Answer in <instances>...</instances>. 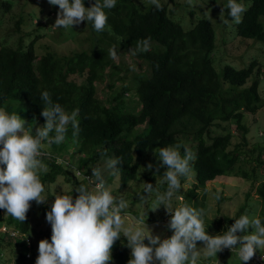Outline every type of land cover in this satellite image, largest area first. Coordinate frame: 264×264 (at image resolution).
Listing matches in <instances>:
<instances>
[{"label":"trees","instance_id":"obj_1","mask_svg":"<svg viewBox=\"0 0 264 264\" xmlns=\"http://www.w3.org/2000/svg\"><path fill=\"white\" fill-rule=\"evenodd\" d=\"M145 1L138 4L136 0H117L114 8L104 9L108 20L103 32H96L91 22H82L93 35L89 40L93 39L97 47L60 55L54 50V43H47V36L57 32L61 43L72 42L75 41L73 38L69 41L64 38L71 34L72 28L52 26L59 8L50 5L48 0H25V6H36L28 12L29 21L20 14L17 31H21V24L30 23L34 34L30 32L21 36L14 46L9 44L11 32L0 38V109L9 114L24 113L26 119L43 126L46 121L41 112L46 105L41 95L47 91L53 103H59L67 113L78 110L76 135L69 126L62 144H52L49 150H44L51 153L43 161L49 171L40 175L45 189L56 183L60 176L76 179L78 185H89L92 168H101V160L118 157L121 160L119 175L104 178L109 188L119 177L120 189L125 190L141 180L139 171L149 154L155 153L152 160L156 163L160 161L161 148L181 144L197 157L190 162L196 183L189 194H184V204L202 209L203 204L199 201L194 204L196 190L204 189L218 178L240 175L251 180L253 193L262 204L260 219L264 223V180L258 182L256 173L258 167L264 170V143L249 149L251 130L247 124L248 116L256 115L264 107L259 91V74L263 70H258L257 61L240 70L226 65L221 80L212 57L217 45L216 30L211 21L201 19L186 31L180 17L174 10H169L166 3L160 1L163 10L158 11L151 0ZM217 1L212 0L213 3ZM244 1L250 6L243 13L242 22L232 21L229 10L227 19L234 23L238 39L253 40L256 45L264 43V0ZM94 3L95 0H84L85 7ZM12 5L13 0H0V9L10 11ZM33 35L35 37L31 39ZM149 37L151 47L148 52L133 54L130 51L136 48L138 41ZM113 46L119 53L124 51L138 59L146 71L134 74L126 84V73L130 70L117 67L116 61L109 57V49ZM108 71H111L112 78L125 73V76L118 77V81L125 83L110 95L106 104L98 97V85L105 81ZM249 81L252 84L247 86ZM136 82L138 87L135 89ZM128 92H134L138 105L127 108L125 97ZM230 123L236 125L235 133L224 126ZM180 151L183 156V147ZM66 155L72 159L78 155L76 167L65 161L62 164L56 162L57 158L61 160ZM251 163L257 164L253 176L239 167ZM158 167L157 172L161 166ZM155 179V176H146L147 183L153 184ZM180 179L182 184L183 178ZM158 187L164 192L167 190L164 183ZM247 197H251L250 193ZM224 199L223 194H219L220 208ZM33 203L35 201L30 202L24 222L9 215L2 218L0 209V221L6 227V231L0 228V264L12 263L4 258V251L8 248L13 251L15 264H36L37 257L33 258L32 249L27 245L33 232L30 224ZM247 207L248 204L241 206L235 217H226L223 232L241 215L250 216ZM50 210L51 207L44 206L45 215ZM5 241H9L5 245L14 244V247H4ZM130 250L126 238L117 240L110 264H128ZM222 253L236 252L224 249ZM256 255L264 256V250Z\"/></svg>","mask_w":264,"mask_h":264},{"label":"clouds","instance_id":"obj_2","mask_svg":"<svg viewBox=\"0 0 264 264\" xmlns=\"http://www.w3.org/2000/svg\"><path fill=\"white\" fill-rule=\"evenodd\" d=\"M48 2L59 8L53 27L73 29V26L87 21L92 23L96 32H103L108 20L104 9L114 8L117 0H95L91 7H85L84 0ZM151 4L158 11L163 10L160 0H151ZM227 9L237 24L242 22V15L247 10L237 0H228ZM224 23L227 24L228 20ZM150 47L149 37L138 41L136 48L130 51L133 54L148 52ZM109 57L119 61L117 47L109 49ZM41 99L46 105L41 112L46 122L35 132L25 127L26 121L18 114L0 109V209L20 222L26 220L30 202L44 204L48 199L44 195L40 173H47L48 167L43 161L51 153L44 149L52 144H62L69 126L73 128L74 136L79 128L78 110L67 113L59 103H53L47 91L42 93ZM182 147L183 156L180 152ZM196 158L190 148L181 144L161 148L159 160L160 166L167 169L163 174L167 190L161 193L151 183H145L140 195L143 201L156 192L151 211H156L161 205L165 207L171 215L168 224L173 231L171 237L161 239L159 235H153L143 219L134 222L139 226H125L128 203L113 196L103 174L107 171L110 175H119L121 160L110 158L105 161L104 168L91 169L89 185L77 186L75 199L73 195L55 197L51 210L46 213L52 230L51 242L47 239L39 242L36 264H110L113 246L121 236L126 238L127 247L131 249L128 264H198L202 257L217 258V253L224 249L235 251L242 264H247L257 250H264V223L259 217L241 215L223 234L212 236L205 230L203 209L187 204L172 207L173 197L182 189L180 178L190 175V162ZM56 162L63 163L59 158ZM148 168L151 169L152 165L149 164ZM198 242L203 247H198Z\"/></svg>","mask_w":264,"mask_h":264},{"label":"rangeland","instance_id":"obj_3","mask_svg":"<svg viewBox=\"0 0 264 264\" xmlns=\"http://www.w3.org/2000/svg\"><path fill=\"white\" fill-rule=\"evenodd\" d=\"M136 1L138 4L146 2L145 0ZM160 1L166 3L169 10L175 11L176 16L180 17L181 22L183 23V28L186 31L192 29L193 25H195L201 19H207L211 21L213 27L216 30L217 45L212 57L215 69L219 74L221 80L223 68L226 65L233 66L236 69L240 70L248 67L253 61H257L258 70H263L259 74L261 79V87L259 91L264 102V43H257L256 45L253 40H242V38L240 39V37L238 39L237 31L233 25L234 23L230 22L229 19H227L228 0H219L217 1V3H213L212 0H191L190 3L189 0ZM237 2L242 3L247 9L250 6V3L244 0H242V2L240 0H237ZM35 6V4L25 6V0H13V5L10 11L1 8L0 17L2 16V22L0 23V38H2L3 36L7 37L9 32H11L12 38L10 39L9 44L14 46L21 36L30 32L34 34V29L32 25L30 26V23H28L27 25L21 24L20 32L17 31L18 29L16 23L21 13L24 15L25 20L29 21L30 19L28 17V12L32 7ZM53 10L55 11L57 9L53 7ZM37 15H39V13L36 14V16ZM36 20L37 19H35V21ZM224 20H228V23L225 24ZM75 27L79 30V32L76 28H74L75 32L73 29H71V34L64 36L66 40L73 38L75 41L61 43L58 37V33L54 32L50 33V35L47 36V43H54V47L56 48L54 50L60 55H71L73 54V52L83 50L88 51L93 49L94 47H97V44L93 42V39L89 40V38H91L93 35L91 34V32H89L88 28H86L85 25H82L80 23L79 25H75ZM33 37L35 36L33 35L31 39ZM140 62L142 63L143 61L140 60ZM116 65L117 67L130 70L128 73H126V84L132 80L134 74H137L140 71H146L145 67H141L138 59L131 56L129 53H125L124 51L120 52L119 61H116ZM110 72L111 71L107 72L105 81L103 83H99L98 85V97L106 104L107 99L110 97V95L118 90L121 84L125 83L124 81H118V77L121 78L122 76H125V73H120L117 78H112L109 75ZM251 84L252 81H249L247 86H250ZM113 85L114 87L113 89H111V86ZM134 87L135 89L138 87V82L134 84ZM225 87L227 88L228 85H226ZM125 98L127 108L138 105L134 96V92H128ZM17 114L26 121V128H32V126L37 125L32 128L33 132H35L36 128L42 126L37 122L26 119L24 113L18 112ZM247 124L251 130V133L248 137L250 142L249 149L253 150L254 147L257 146V144L264 143V107L256 115L248 116ZM224 126L232 133H235L236 125L234 123L224 124ZM219 132L221 134L223 133L222 131ZM50 147H46L44 150H49ZM153 157H155V153L149 154L146 157V160L143 162L142 170L139 171V177L141 178L139 182L133 183L128 189L121 190L119 177H116L117 179L113 181L108 189L117 199L123 198L128 203V208L125 210L127 217L125 219L126 227L139 226V224L134 222L143 219L145 220L147 227L152 230L153 235H159L161 239H166L171 237V235L173 234V231L168 228L171 215L167 212L163 205H161L156 211H151L155 205L156 192H153L143 201L140 199V195L143 194L144 185L145 183H147V175L149 178L155 176L156 179L152 184L154 189L161 193L164 192L160 190L158 186L161 183L166 184V182L163 180V174L167 169L166 167H163V170L161 167L159 169L160 171L157 172L159 168L158 166H160L161 161H157L156 163H154L152 160ZM77 158L78 155L75 156V159H72L70 155H66L61 158V160L65 161L66 164H72V166L76 167V165L78 164V162L76 161ZM262 161H264V155L262 156ZM101 162H103L101 168H104L105 161L101 160ZM149 164L152 165L151 169L148 168ZM256 166V163L239 165V167L246 171L250 176L254 175L253 170ZM263 172L264 170L262 169V167H258V171L256 172L258 175V182H262L264 180ZM41 174L42 173H40V175ZM103 174L104 177L111 178L110 174L107 171H105ZM77 175L79 176L80 173H77ZM182 178L183 182L182 189L180 190L181 193H177L172 199L173 208L184 205V201L186 200L184 194H189L190 189H193V186L196 183L195 175L193 172H191L188 177ZM78 179L80 180V178ZM75 181L77 182L76 179H66L65 176H60L57 179L56 183L50 185V187L45 189L44 195L48 198L47 202L44 204H37L36 202L32 204V217L30 219V224L32 226L31 228L33 232L29 235L30 238L27 240V245L29 246L30 250L32 249L30 251V254L33 256V258H36L39 255L38 247L41 240L47 239L49 242H51L52 230L50 223H48L46 220L44 206L51 207L57 195H73V199H75L78 194L74 191V189L79 186L77 183H75ZM195 192L196 196L194 199V204L195 201H199V204H203L202 209L205 212V230L209 235L215 236L223 233V229L226 226V217H235V215L239 212L241 206H244L246 204H248L249 206L247 207V211H250V217L260 218L261 216L262 204L257 195L253 193L251 180H248L246 178L244 179L240 175H231L218 178L216 181L209 182L204 189L201 188L196 190ZM248 193H250L251 195L249 199L247 197ZM219 194H223V197L225 198V201L222 203L221 208L219 199H217V196H219ZM6 216L7 215L5 214V211L1 209V217L5 219ZM151 219H153L154 221H151ZM219 220H221L222 223H219ZM0 224V228H2V231H5V224L3 223V221H0ZM217 230L220 231L218 232ZM251 231L252 229L250 228L249 232ZM17 236L13 238L15 239L17 238ZM121 238L125 239V237L123 236H121ZM8 242L9 241L3 242L4 247H14V244L9 246L5 245ZM145 243H148L147 239L145 240ZM198 247H203V244L201 242H198ZM262 251L263 250H257V253H262ZM4 258L7 262H12L10 264H15V256H13V251L11 249L8 248L4 251ZM198 264H242V261L239 260L236 253H229L225 255L222 252H219L217 253V258L204 259L202 257ZM247 264L252 263L249 261L247 262Z\"/></svg>","mask_w":264,"mask_h":264},{"label":"built area","instance_id":"obj_4","mask_svg":"<svg viewBox=\"0 0 264 264\" xmlns=\"http://www.w3.org/2000/svg\"><path fill=\"white\" fill-rule=\"evenodd\" d=\"M226 250H228V249H226ZM250 261L252 264H264V259H261V256H258V255H255L254 258L251 259Z\"/></svg>","mask_w":264,"mask_h":264}]
</instances>
